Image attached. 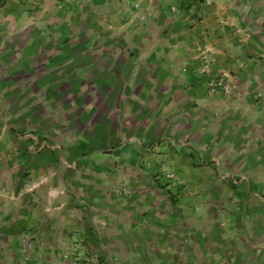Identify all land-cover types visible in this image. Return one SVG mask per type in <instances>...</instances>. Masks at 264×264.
<instances>
[{"label":"crops","instance_id":"obj_1","mask_svg":"<svg viewBox=\"0 0 264 264\" xmlns=\"http://www.w3.org/2000/svg\"><path fill=\"white\" fill-rule=\"evenodd\" d=\"M79 1L0 0V264H264V0Z\"/></svg>","mask_w":264,"mask_h":264},{"label":"built area","instance_id":"obj_2","mask_svg":"<svg viewBox=\"0 0 264 264\" xmlns=\"http://www.w3.org/2000/svg\"><path fill=\"white\" fill-rule=\"evenodd\" d=\"M66 4H75L77 5L78 8L81 7L82 2L79 0H63ZM160 2H166L167 6L169 8V11L171 13H175L179 10L180 7V0H159ZM207 1V0H206ZM63 5V3H59L58 7L60 8ZM133 11H137L139 14L138 20L139 22L144 23L146 19L150 16L149 11H144L141 9V6L139 3H134L133 4ZM208 60L205 59L203 60L202 65L199 67L200 71L203 73H206L207 71V65H208ZM238 89V86L235 82L229 80L228 78L225 77H218V78H211L209 80V91L210 93H214V91L218 90L222 92L226 96H231L233 93L236 92ZM255 98L257 102L264 107V96L261 93H256ZM167 178L169 180H172L174 182H178V179L176 180V177L174 173H168ZM119 195L127 194L126 189H120L117 192ZM21 241L22 243L20 244V249L22 252V256L24 260H30V251L32 248H34V237L28 232H24L21 235ZM74 245L81 246V241L76 240ZM70 253V261L72 264H78L81 258V253L78 250H69Z\"/></svg>","mask_w":264,"mask_h":264}]
</instances>
